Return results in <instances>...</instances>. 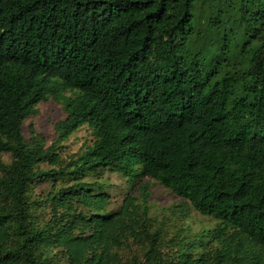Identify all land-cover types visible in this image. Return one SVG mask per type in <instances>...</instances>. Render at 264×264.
Here are the masks:
<instances>
[{"label":"trees","instance_id":"obj_1","mask_svg":"<svg viewBox=\"0 0 264 264\" xmlns=\"http://www.w3.org/2000/svg\"><path fill=\"white\" fill-rule=\"evenodd\" d=\"M52 98L68 115L60 138L87 126L95 141L37 171L59 157L23 126ZM100 171L188 201L220 222L217 247L164 254L147 206L128 194L111 213L103 186L82 182ZM65 180L35 225L29 188ZM130 244L145 264H261L245 251L264 249V0H0V264H123L113 250Z\"/></svg>","mask_w":264,"mask_h":264},{"label":"rangeland","instance_id":"obj_2","mask_svg":"<svg viewBox=\"0 0 264 264\" xmlns=\"http://www.w3.org/2000/svg\"><path fill=\"white\" fill-rule=\"evenodd\" d=\"M71 97V93H66ZM37 114L28 118L24 122L23 133L27 142L35 146L41 143L44 150H51L59 157V164L50 166L48 163L38 166L37 171H59L67 168L75 163L83 156L84 151L92 146L95 141L91 129L87 126L77 130L71 137L62 140L58 126L63 123L68 115L64 110V106L56 102L53 98L48 102L41 103L37 106ZM5 163H10L11 159L8 156H2ZM74 166L70 167L72 170ZM82 182L93 184H101L104 192L110 196L111 206L108 211L111 213L119 212L123 206V202L128 194L134 198V205L141 215L147 206L148 212L146 214V222L149 224L151 231L157 230L162 232V237L167 244L163 249L164 254H171L177 252L176 244L182 248L191 246L193 244H205L209 250L216 248L218 244L210 243L208 232L215 231L220 222L203 216L198 213L192 205L178 197L174 192L166 189L157 181L151 179H143L133 184L127 177L113 173L110 171H100L98 174H90L85 177ZM74 182L65 181H40L29 188L28 198L32 206L31 220L35 225L42 227L53 216V206L45 203L44 207H39L36 204L44 202L52 193H57L59 190L72 186ZM148 185V200L144 201L142 187ZM93 194H100L97 187H93ZM73 210H81L78 204H74ZM144 217V216H143ZM130 246H132L130 244ZM132 252L129 251L128 246L121 248H114L113 254H117L122 259L123 264H134L133 254L136 259L145 264V248L132 246ZM180 249V250H181ZM187 252V251H186ZM204 251L197 249L195 253L198 256L202 255ZM196 255V254H194ZM196 255V256H197ZM247 261L251 262L257 258L261 264H264V249L250 247L245 251ZM55 253H51L52 262L55 261Z\"/></svg>","mask_w":264,"mask_h":264}]
</instances>
